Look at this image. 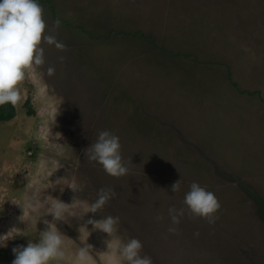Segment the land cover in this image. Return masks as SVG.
<instances>
[{
  "label": "rangeland",
  "instance_id": "374dc122",
  "mask_svg": "<svg viewBox=\"0 0 264 264\" xmlns=\"http://www.w3.org/2000/svg\"><path fill=\"white\" fill-rule=\"evenodd\" d=\"M38 3L66 50L42 43L46 65L27 71L13 118L0 123V234L21 233L0 247V264L53 219L44 196L91 201L105 186L117 195L103 213L58 222L65 264L86 243L90 264H109L111 238L79 232L103 214L118 215L121 235L140 239L154 264H264V0ZM101 130L120 137L127 176L84 157ZM193 181L216 194L218 219L186 216L170 234L167 208L182 206Z\"/></svg>",
  "mask_w": 264,
  "mask_h": 264
},
{
  "label": "clouds",
  "instance_id": "9594fccd",
  "mask_svg": "<svg viewBox=\"0 0 264 264\" xmlns=\"http://www.w3.org/2000/svg\"><path fill=\"white\" fill-rule=\"evenodd\" d=\"M60 22H56L59 28ZM46 21L43 8L38 0H0V105H17L21 97L18 85L25 79L27 71L46 65L45 49L47 44L63 52L66 45L52 34H46ZM63 64L64 56L58 57ZM48 77L56 74L55 66L46 68ZM84 157L90 163L101 166L103 171L114 178L129 174L123 154L120 137L111 130H101L96 139L84 150ZM179 170V169H178ZM74 192H82L83 186L73 183L69 186ZM54 188V187H53ZM63 192L64 189H60ZM182 179L174 182L171 193H180ZM117 193L112 187H101L91 201L74 198L71 204L63 202L51 195L44 196L43 204L48 205V214L52 220H44L46 227L38 233V239L29 240L12 248L14 259L12 264H65L68 257L65 252V234L60 231L58 222H70V217L83 219L87 214L104 212L105 207ZM36 201L33 210L40 207ZM221 204L216 194L199 182L193 181L184 192L181 207L171 205L167 208L168 228L170 234H177L182 220L188 217L201 218L210 225L218 219L217 213ZM165 219L156 215L155 222ZM91 231L106 233L111 239L106 240L109 254V264H154L153 258L144 252L143 242L132 236L124 237L120 233L121 218L118 215H104L102 219L89 218L86 224L79 227L80 237ZM21 235L17 228L10 229L6 234H0V247H6L8 241ZM199 235V233H195ZM92 246L88 243L80 246L75 253L72 264H90ZM113 255L115 260L112 259Z\"/></svg>",
  "mask_w": 264,
  "mask_h": 264
},
{
  "label": "trees",
  "instance_id": "16d2710c",
  "mask_svg": "<svg viewBox=\"0 0 264 264\" xmlns=\"http://www.w3.org/2000/svg\"><path fill=\"white\" fill-rule=\"evenodd\" d=\"M14 112H15V108L11 104L0 105V123L3 121L11 120L13 118ZM29 114L32 115L34 113L32 110H30ZM250 191L252 192L251 189H249V192ZM255 198L259 204V213L264 218V202L259 197L255 196Z\"/></svg>",
  "mask_w": 264,
  "mask_h": 264
}]
</instances>
